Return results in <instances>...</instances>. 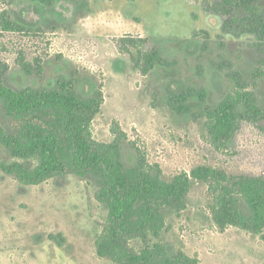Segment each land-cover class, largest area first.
<instances>
[{"label": "rangeland", "instance_id": "374dc122", "mask_svg": "<svg viewBox=\"0 0 264 264\" xmlns=\"http://www.w3.org/2000/svg\"><path fill=\"white\" fill-rule=\"evenodd\" d=\"M217 1L55 0L47 5L0 0V13L7 11L26 26L24 32L0 27V62L8 66L4 82L13 88H50L58 77L75 76L83 97L101 85L103 101L92 120V136L110 142L118 124L127 136L122 147L127 166L135 161L132 141L167 179L201 164L229 174L264 175V121H241L216 147L203 118L179 114L168 102L171 94L194 87L204 89L207 103L215 105L231 88L229 72L238 70L264 105V76L250 82L264 51V31L233 23V17L242 21L243 9L220 14ZM255 2L264 8V0ZM123 37L147 43L133 47L120 41ZM136 47H157L166 62L144 74ZM20 58L32 66L31 73L21 69ZM0 126L16 129L1 102ZM11 160L0 148V164ZM97 187L92 177L72 173L23 185L0 168V264H114L95 250L107 216L94 197ZM187 201L179 215L166 218L155 238L168 254L181 252L200 264H264V238L237 226L221 231L213 225L205 183L193 181ZM50 234H61V244ZM129 245L139 249L141 242L133 239Z\"/></svg>", "mask_w": 264, "mask_h": 264}, {"label": "trees", "instance_id": "16d2710c", "mask_svg": "<svg viewBox=\"0 0 264 264\" xmlns=\"http://www.w3.org/2000/svg\"><path fill=\"white\" fill-rule=\"evenodd\" d=\"M52 5L55 0H32ZM256 0H218L214 2L220 14L231 13L235 7L244 11L242 21L264 31V8ZM0 27L6 31L24 32L22 22L11 19L10 13H0ZM129 46L147 43V39L123 37ZM141 59L142 73L166 61L157 47L142 50L136 47ZM26 73L32 66L20 58ZM36 71L41 72L40 63ZM8 66L0 62V102L6 115L16 121V129L7 132L0 126V148L10 154V163L0 168L23 185H37L64 174L92 177L98 187L95 199L107 209L105 224L95 238L96 254L114 264H200L197 258L183 253L170 255L165 246L155 241L165 226L166 218L179 215L187 208V196L192 182H202L209 193L208 208L214 226L223 231L233 225L264 238V175L229 174L210 165H197L189 172L181 171L171 178L164 177L157 163H149L144 152L132 141L135 161L126 165L122 147L126 133L114 125L113 139L99 142L92 136L91 125L103 101L101 85L83 97L77 92L78 78L58 77L48 87L25 86L13 88L4 82ZM250 82L264 76V51L259 65L251 72ZM230 90L215 105L206 101L201 88L188 87L169 96L170 107L179 114L190 113L204 119V129L216 147L223 146L239 123L264 121V105L257 102L248 78L238 70L228 74ZM61 234L49 238L61 244ZM139 239L141 246L129 245Z\"/></svg>", "mask_w": 264, "mask_h": 264}]
</instances>
